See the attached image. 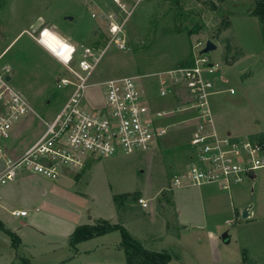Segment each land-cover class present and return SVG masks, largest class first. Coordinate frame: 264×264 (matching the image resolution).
<instances>
[{"label": "rangeland", "instance_id": "1", "mask_svg": "<svg viewBox=\"0 0 264 264\" xmlns=\"http://www.w3.org/2000/svg\"><path fill=\"white\" fill-rule=\"evenodd\" d=\"M258 1L0 0V72L11 77V84L34 111L16 125L10 144L22 151L37 141L45 128L42 119L53 118L68 94L57 87L64 69L33 38L44 27L78 45H105L113 37L111 27L120 25L127 51L112 45L90 83L141 77L156 111H171L181 103L159 96L155 75L190 63L199 52L197 44L212 41L218 49L208 56L224 68L223 92L209 100L216 129L237 138L264 131V24L249 12ZM231 88L234 95L227 91ZM101 92L100 87L90 89L89 102H103ZM194 117L195 112L188 111L163 119L162 123L175 127L147 153L88 160L81 171L62 174L56 180L21 171L2 190L3 195L13 187L9 200H3L4 209L0 206V218L4 228L22 242L14 246L0 229V264H21L16 254L31 264H76L74 248L63 238L68 229L65 223L78 217L85 223L108 218L116 206L121 208V221L146 241L145 249L169 254L170 264H264V169L257 172L255 186L245 181L230 192L215 184L207 187L214 193L213 202L207 205L199 199L202 187L172 185L190 154L193 129L186 121ZM129 192L141 196L148 207H140L139 201L134 210L126 209L121 200L115 204L114 195ZM174 196L182 212L181 226L172 206ZM250 204L255 212L243 220L242 210ZM20 210L27 211L28 217L12 216ZM151 230L155 237L167 238L165 242L148 239ZM226 231L232 237L228 245L221 240ZM121 240V233L115 231L91 244L105 248Z\"/></svg>", "mask_w": 264, "mask_h": 264}, {"label": "built area", "instance_id": "2", "mask_svg": "<svg viewBox=\"0 0 264 264\" xmlns=\"http://www.w3.org/2000/svg\"><path fill=\"white\" fill-rule=\"evenodd\" d=\"M110 30L113 37L105 45H78L47 27L33 37L64 69L65 73L57 78V87L68 94L53 118L42 119L43 134L17 157L8 153L6 142L14 127L34 111L28 99L6 79L9 75L0 72V206L2 190L21 171L56 180L62 174L81 171L88 160L147 153L175 127L162 123L163 119L188 111L195 112V117L186 121L195 123L190 139L193 156L187 169L174 177L172 185L215 184L229 192L245 181L254 186L257 172L264 169V134L243 138L219 134L209 100L223 92L220 82L224 68L208 54H202L207 43L197 44L199 52L190 63L155 75L159 80V96L181 103L180 108L171 111H156L150 106L151 99L143 90L141 77L90 83L112 45L127 51L122 27L113 25ZM95 87L102 88L103 102L99 104L90 103L87 98V92ZM227 91L236 93L233 88ZM139 203L148 207L144 199ZM28 215L27 211L12 212L13 217Z\"/></svg>", "mask_w": 264, "mask_h": 264}, {"label": "crops", "instance_id": "3", "mask_svg": "<svg viewBox=\"0 0 264 264\" xmlns=\"http://www.w3.org/2000/svg\"><path fill=\"white\" fill-rule=\"evenodd\" d=\"M234 95V94H233ZM151 99V98H150ZM173 101V100H172ZM188 124H191L192 127L191 129L194 130V127H195V123H188ZM19 125V124H18ZM17 125V126H18ZM194 125V126H193ZM17 126L14 127L13 131H12V135L10 137V139L6 142V149L8 151V153L14 157H17V156H20L21 154H23L28 148H30L34 143H31L29 146H26L22 151H17V149L15 148V146L13 144H10V141L14 135V131L17 129ZM193 130H192V133H193ZM219 132V131H218ZM191 133V135H192ZM219 134L221 136H224L223 134H221L219 132ZM261 134H264V131L262 130H258V131H254L253 133L247 135V136H258V135H261ZM227 135H231L232 136V133L231 132H227ZM241 136V135H239ZM193 156V151L190 149V154H189V157L187 159V163L184 167V170L183 172L187 169V167L189 166L190 164V161H191V158ZM2 167V162L0 160V168ZM177 175V174H176ZM175 175V176H176ZM174 176V177H175ZM258 176L256 175V178H255V182L257 180ZM14 183V182H13ZM256 183H254V186H255ZM214 184H210V185H204V186H198V187H202L200 190H199V199H200V202L202 205H207L206 203H212V199L214 198V193H213V190L210 189V188H207V187H212ZM219 186V185H218ZM220 187V186H219ZM182 188V187H181ZM184 188H187L189 189V187H184ZM183 188V189H184ZM207 189V190H206ZM13 190V187L12 189H6L4 191V194L2 195L3 196V200L4 202L5 201H8L9 198H10V195H11V191ZM127 194H130V195H134V192H129V193H126L125 195ZM141 194H139L140 196ZM115 196V195H114ZM114 196H113V201L115 202L114 200ZM139 199H141V196L138 197V201ZM212 201V202H211ZM3 203V201H2ZM116 204V203H115ZM136 204L138 203H134V204H130L127 206L126 209L130 210L132 209ZM179 203L177 201V198L176 196H174V199H173V202H172V206L175 208L176 210V218H177V221H178V225L181 226L182 225V220H181V209L179 207ZM2 206V205H1ZM140 206V205H139ZM248 206V205H247ZM246 206V207H247ZM132 207V208H131ZM142 207V206H140ZM115 213L114 215H111L110 217H97L96 219L92 218L90 223H85L84 222V219H82V217H78L76 218L74 221H69V222H66L65 224L68 225V229L67 231L63 234V238L64 240H67L69 242V245H70V238L72 236V234L75 232V230L80 227V226H84V225H96L97 222L99 221H107L111 224H114V225H118L120 224L121 226H123L124 228H126L129 233L136 239L138 240L145 248L147 244L146 241H143V239H141V237L135 235L134 233H132L128 227H127V223L126 221H121V218L119 216V212L117 210V206L115 207ZM4 207L2 206L1 207V210H3ZM255 209V207H254ZM254 209L252 210V214L254 211ZM134 210V208H133ZM20 211H23V210H20ZM202 211H204V207H202ZM243 211V210H242ZM26 218V217H24ZM155 219H153L151 221V223L153 224V222ZM115 221V222H114ZM0 222L2 224H4V221L2 220V218H0ZM202 226V225H201ZM188 227L185 226V229H187ZM154 233L156 232H153L151 230L150 234H149V237L148 239L150 240H153V242H158L160 243L159 241L162 239L163 243L165 242L164 240L167 239V238H159L160 236H154ZM110 234V233H109ZM109 234H106V235H103V236H100V237H96V238H93V239H90V240H87V241H84L82 243H79L75 249H74V252H75V255L73 256L72 260L74 263L76 264H127V261H126V256H122V253L123 255H125L122 247H121V242L120 241H117V244L115 246L113 245H109V246H106L105 248L101 247L102 244H99V246L97 244H91V243H95V241H99L101 239H105L106 237L109 236ZM154 237H153V236ZM19 239H20V242H22L20 236H18ZM152 238V239H151ZM156 244V243H155ZM166 244H168V242H166ZM92 245H94L93 247H91ZM97 245V246H96ZM71 246V245H70ZM94 247H97V248H94ZM159 248H164V247H159ZM153 252H161V251H153ZM16 256L18 257H21L19 256V254H16Z\"/></svg>", "mask_w": 264, "mask_h": 264}, {"label": "trees", "instance_id": "4", "mask_svg": "<svg viewBox=\"0 0 264 264\" xmlns=\"http://www.w3.org/2000/svg\"><path fill=\"white\" fill-rule=\"evenodd\" d=\"M254 16L259 18L264 24V0L256 2L255 7L249 10ZM264 40V37H262ZM115 203L122 201L125 207L130 204L138 203V198L134 195H124L122 197H115ZM121 200V201H120ZM120 211L121 208L117 207ZM0 229L5 231L13 241L14 246L20 243L17 235L7 231L4 225L0 222ZM118 231L121 233L122 242L121 247L125 253L127 264H170L172 258L167 253L153 252L145 249V247L136 240L129 231L121 225H114L107 221H99L96 225H84L78 227L70 238V245L75 247L84 241L100 237L112 232ZM17 249V248H15ZM21 264H31L30 261L23 257H18Z\"/></svg>", "mask_w": 264, "mask_h": 264}, {"label": "water", "instance_id": "5", "mask_svg": "<svg viewBox=\"0 0 264 264\" xmlns=\"http://www.w3.org/2000/svg\"><path fill=\"white\" fill-rule=\"evenodd\" d=\"M68 20L72 21L73 19L71 17L67 18ZM218 49V46L212 42V41H208L206 44L205 49L202 51V54H209L211 52H214ZM8 81L11 80L10 76H7L6 78ZM254 209V204H250L247 207H245L242 211V219L243 220H247L250 219L252 217V210ZM231 235L229 233V231H226L225 233H223V235L221 236V240L224 244L228 245L231 242Z\"/></svg>", "mask_w": 264, "mask_h": 264}]
</instances>
